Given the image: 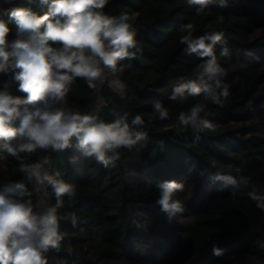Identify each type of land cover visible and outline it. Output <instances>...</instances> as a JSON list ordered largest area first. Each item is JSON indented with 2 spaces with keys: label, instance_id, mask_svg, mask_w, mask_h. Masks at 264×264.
<instances>
[{
  "label": "trees",
  "instance_id": "16d2710c",
  "mask_svg": "<svg viewBox=\"0 0 264 264\" xmlns=\"http://www.w3.org/2000/svg\"><path fill=\"white\" fill-rule=\"evenodd\" d=\"M11 8L39 15L48 11L41 0H19ZM121 8L135 15L131 22L142 52L120 62L123 72L105 76L100 112L92 111L96 92L83 79L72 84L67 106L95 113L105 122L125 113L131 121L139 114L145 121L139 130L147 139L132 150L120 149L115 166L109 167L85 157L75 140L65 151L21 154L26 163L48 155L50 173L58 172L75 187V195L63 197L57 211L64 240L47 253L49 264H264V211L247 197V190L233 194L230 185L210 179L217 171L245 176L264 192V0H228L226 7L212 5L200 15L188 0H109L103 11L117 16ZM1 19L11 42L17 25L6 14ZM187 23L193 24L194 37L224 33L229 55H220V45L215 50L230 84L223 107L203 96L169 99L172 85L181 77L192 78L202 63L180 43L186 33L179 28ZM14 75L0 74V89L24 98ZM113 79L123 87H112ZM157 100L169 112L165 120L154 111ZM197 103L207 105L213 129L196 131L179 123L180 113ZM22 178L19 162L0 146V194L10 181ZM167 180L185 184L177 194L185 211L171 219L156 204L155 183ZM28 188L39 211L34 185ZM47 192V207L54 206L51 187ZM213 245L222 255L213 254Z\"/></svg>",
  "mask_w": 264,
  "mask_h": 264
},
{
  "label": "clouds",
  "instance_id": "9594fccd",
  "mask_svg": "<svg viewBox=\"0 0 264 264\" xmlns=\"http://www.w3.org/2000/svg\"><path fill=\"white\" fill-rule=\"evenodd\" d=\"M11 0H4L9 3ZM48 11L39 15L27 8L0 9L17 25V37L9 42L10 29L0 19V74L14 72L18 91L24 98L13 96L7 88L0 89V146L19 162L22 179L10 181L0 194V264H49L47 253L58 249L64 236L58 230L57 211L63 197L75 195V187L50 173V158L40 156L26 163L22 153L36 154L65 151L75 147L85 157L94 158L104 167L115 166L119 150H132L147 139L139 130L145 121L138 114L131 121L125 113L113 122L100 120L95 113L81 114L67 106L68 93L77 79L95 88L105 79V69L113 76L123 72L120 64L132 60L142 52L135 39L136 29L127 13L118 16L105 13L109 0H41ZM196 15L205 13L212 5L226 7L228 0H188ZM223 16L218 22L223 23ZM192 23L181 25L180 43L188 54H195L202 63L195 68L192 78L181 77L172 85V101L203 96L220 107L230 96V84L225 68L217 62L220 55L228 56L229 49L223 32H209L194 37ZM55 45V46H53ZM131 65H129L130 67ZM112 85L122 88L119 79ZM160 120L169 112L159 100L153 104ZM207 105L197 103L187 113H180L179 123L193 130L213 129ZM199 137H197L198 139ZM74 162V161H72ZM210 179L230 185L233 194L247 190V197L264 211V192L259 191L245 176L215 172ZM29 184L37 190L51 187L56 204L42 211L34 210ZM159 196L156 204L169 219L184 213L177 194L184 191L183 181L156 182ZM75 222V214H73ZM264 247V245H261ZM213 254L222 250L213 245Z\"/></svg>",
  "mask_w": 264,
  "mask_h": 264
},
{
  "label": "built area",
  "instance_id": "2783aa9c",
  "mask_svg": "<svg viewBox=\"0 0 264 264\" xmlns=\"http://www.w3.org/2000/svg\"><path fill=\"white\" fill-rule=\"evenodd\" d=\"M17 1H19V0H11V2H9V3H4V0H0V9H9L10 6L13 3H16ZM4 15H0V19L3 18ZM104 75H105V73H104ZM103 80L96 82V86L94 88V90L96 92V96H95L94 102L91 106V109L94 112H100L102 110V108L104 107V101H103L102 94H101V83L103 82ZM50 170H51V161H50V166H49V172H50ZM34 192H35V196H36V204L38 206V210L42 211L45 208H47L48 192L44 188H40L39 190H37L36 186H34Z\"/></svg>",
  "mask_w": 264,
  "mask_h": 264
},
{
  "label": "rangeland",
  "instance_id": "374dc122",
  "mask_svg": "<svg viewBox=\"0 0 264 264\" xmlns=\"http://www.w3.org/2000/svg\"><path fill=\"white\" fill-rule=\"evenodd\" d=\"M121 13H127L130 17H131V21L134 19V17H135V15L134 14H132L131 13V11L129 10V9H127V8H121V9H119V13H118V15H120ZM117 15V16H118ZM106 71H105V76L109 73V71L107 70V69H105ZM110 85L112 86V87H114L115 88V86H113L112 85V83H110Z\"/></svg>",
  "mask_w": 264,
  "mask_h": 264
}]
</instances>
